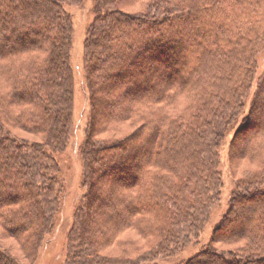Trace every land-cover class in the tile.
Returning <instances> with one entry per match:
<instances>
[{
	"label": "trees",
	"instance_id": "16d2710c",
	"mask_svg": "<svg viewBox=\"0 0 264 264\" xmlns=\"http://www.w3.org/2000/svg\"><path fill=\"white\" fill-rule=\"evenodd\" d=\"M81 2L0 0V237L26 260L58 212L55 157L68 142L73 94L64 8ZM92 13L87 88L109 106L80 147L85 191L66 264H148L181 251L219 201L220 147L236 126L228 156L241 178L208 245L179 264H264V0H94ZM149 68L145 80L113 87ZM0 264L21 261L0 246Z\"/></svg>",
	"mask_w": 264,
	"mask_h": 264
},
{
	"label": "rangeland",
	"instance_id": "374dc122",
	"mask_svg": "<svg viewBox=\"0 0 264 264\" xmlns=\"http://www.w3.org/2000/svg\"><path fill=\"white\" fill-rule=\"evenodd\" d=\"M93 1L94 0H82L80 4H70L66 5L64 8L70 15L72 21L73 41L70 47V65L73 72V94L71 104L72 116L68 142L63 151L55 157L59 167L57 177L61 185L58 212L54 217L53 224L50 226V231L45 235L40 248L37 250L36 256L31 257V259H23L14 240L0 237L1 248L9 250L12 256L21 261V264H66L67 235L72 224L75 209L85 191L82 183L84 167L80 147L84 142L85 131L88 128L89 122L93 121L94 124H97L107 114V105L109 106V104H105L106 101L102 98V96L98 95L94 98L93 95L89 97L83 62L86 30L93 19ZM257 65L258 71L256 77L258 78L264 72V55L258 57ZM163 69V67L161 70L149 68L148 71H144L142 73L144 74L143 78H140L136 74L130 76L124 75L123 79H118L114 83L113 87L118 86L126 80V82L143 81L151 72H156V70L163 71ZM152 83L154 84L155 82ZM254 89L255 87H253L251 94L246 100V106L242 117L249 111ZM104 92L110 93V89H107ZM92 101L96 104V110H94V114L91 116L93 113ZM258 109L260 110V108ZM168 116H173V113L168 112ZM125 129H122L121 133H115L113 136H126L132 131L131 127H126ZM235 129H237V126L226 134L220 147L219 167L221 171L222 183L220 198L218 202L211 206L208 221L203 226L201 233L196 237H191L181 251L172 257L148 264H179L181 261H187L192 258L202 251L206 245H208L215 227L221 222L226 213L230 196L242 175L240 171L236 173L233 170L234 166H231L228 156L229 144L233 139ZM13 133L19 137V139L27 141L29 144L40 143L38 138L30 135L29 133L19 130H14ZM110 136L112 135L104 133L100 136V138L108 139ZM244 136L245 135H241L234 141V148L236 150H238L241 146ZM146 150L147 148L144 146V151H141V153H145ZM234 152L236 153L237 151ZM132 162L133 159L128 160V163L126 164H131ZM131 237L135 238V236L131 234H129V237L126 238ZM144 247H141V252L145 249ZM106 254L113 256L112 254L114 253Z\"/></svg>",
	"mask_w": 264,
	"mask_h": 264
}]
</instances>
